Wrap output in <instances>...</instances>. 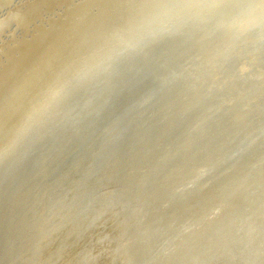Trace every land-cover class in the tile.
Listing matches in <instances>:
<instances>
[{"label": "rangeland", "instance_id": "374dc122", "mask_svg": "<svg viewBox=\"0 0 264 264\" xmlns=\"http://www.w3.org/2000/svg\"><path fill=\"white\" fill-rule=\"evenodd\" d=\"M80 1L0 13V146L51 82L68 83L0 152V264H264V25L207 39L186 25L77 79L93 57L56 69Z\"/></svg>", "mask_w": 264, "mask_h": 264}, {"label": "bare ground", "instance_id": "6f19581e", "mask_svg": "<svg viewBox=\"0 0 264 264\" xmlns=\"http://www.w3.org/2000/svg\"><path fill=\"white\" fill-rule=\"evenodd\" d=\"M12 1H14V0H12ZM12 1L9 2V4L7 3L5 5H2V3H1L0 4V13L5 8L9 7V5L12 3ZM54 1L57 2V1H63V0H54ZM250 2H251V0H205V3L208 5L207 7H205L204 9L199 11L198 13L189 14L186 17L189 18L190 20L184 21L185 20L184 19L183 20L184 22H181L180 24H178L176 27H174L173 29H171L169 32H167L164 35L172 34V33L176 32L177 30L182 29L185 26V29H182V32H183V30H186V28H187L186 25L193 26L194 28H196V27H198V28L201 27V29L203 28V30H201V32L203 31V35H202L203 39L210 38L211 35L213 36V35L220 34V33L224 34L228 31L231 32L233 35H237L252 25L264 24V0L258 1L254 5V7L245 6L246 3H250ZM59 3H58V5H59ZM145 3H146V0H82L80 2L75 3L74 5H72L70 7H68L65 10L66 19H65V21L63 20L64 21L62 24L63 28H62L61 35L59 36V38L62 41L61 43H63V49H64L63 50V58L57 64L56 72L57 73H58V71L61 72V71L65 70L66 68L70 70L69 66H71L73 63L74 64L78 63V62L81 63V61H82V63H84L83 62L84 58H89V57L92 58L96 54L101 53L102 51L110 48L111 47L110 37L112 36V34L116 30L124 28L127 25V23L129 22V20L139 11V9ZM48 4H50V2ZM50 5H52V4H50ZM62 5H64V4H62ZM214 5H217V6H214ZM56 6H55V8H56ZM241 7H247L248 8L249 13H250L249 19L251 18L250 24L248 26H246L245 28L238 29V30H234V28H230V27L225 26V24L223 22L228 20L229 18H231L233 15H235L241 9ZM47 8H48V5H47ZM51 8H52V6H51ZM49 9H47V10H49ZM223 12H225V15L221 17V15H223L222 14ZM55 14H56V12H55ZM219 17H221V18L216 19ZM62 18H64V17H62ZM194 28H193V30H194ZM43 30L44 29L42 28V31ZM191 30L192 29L190 27L189 33L191 32ZM37 32L39 35H41L40 33H42V32H40V30L39 31L37 30ZM179 32H180V36H183L184 32L183 33L181 31H179ZM53 33L54 32H52V34ZM177 33H176V35H177ZM189 33L187 31V35ZM164 35H162L160 37H163ZM178 36H179V34H178ZM40 37H38V38H40ZM27 38H28V36H27ZM159 38H157V39H159ZM189 39H190V36H189ZM27 40L28 39H26V41L20 43L18 46L16 45L15 47L23 49L26 45H28L27 42H29V41H27ZM156 40H154V41H156ZM36 41H37V39H36ZM163 43H164V41H163ZM37 44L38 45L40 44L39 41H37ZM37 44H36V46H37ZM151 47H153V44L151 45ZM147 48L149 49V46ZM24 49L26 50V51L25 50L24 51L28 54V48H24ZM153 49H155L157 51L158 48L156 49L153 47L152 50ZM33 50H35V49L33 48L32 51ZM17 52H15V54ZM139 52H136V53L138 54ZM11 53H12V50H11ZM11 53L9 52V54H11ZM143 53H141L139 55H142ZM14 55H12V56H14ZM17 55L18 54H16V56ZM23 55H24V53H23ZM149 55L147 56V54H146L147 57H149ZM151 56L154 57V56H157V54L156 55L152 54ZM91 58H89V59H91ZM144 58H145V56H144ZM20 59H22V58L20 57ZM8 60H9V58H8ZM11 60H13V58ZM11 60L9 62H12ZM86 60H88V59H86ZM5 62H4V64L7 65V62L6 63ZM25 62H26V60L24 61V63ZM64 64L67 66L66 67L64 66V68L61 69V66ZM68 64H70V65H68ZM78 64L76 66H78ZM8 65L10 67V64H8ZM79 65L81 66V64H79ZM124 65H127V64H124ZM76 66L74 65V70L76 69ZM59 67H60L61 71H60ZM17 68H20L19 64H18V67H16V70L13 69L14 72L15 71L17 72ZM6 69H8V68H6ZM1 71H3V69ZM66 72H68V71H66ZM66 72H65V74H66ZM69 72L71 73V71H69ZM69 72H68V75H70ZM9 73L11 75V72H9ZM54 75H56V74L54 73ZM10 77H12V76H10ZM6 80H7V78H6ZM2 83H4V82H2ZM3 87H4V84H3ZM8 95H6V96L8 97ZM24 95H26V93ZM10 96H12V95H10ZM15 97H19V96H15ZM20 97H21V95H20ZM13 98L14 97H12V99H11V97H10V99H11L10 101H12ZM19 98H18V100H19ZM22 99H25V98H22ZM3 100H8V99L3 98ZM14 102H15V99H14ZM20 102H21V100H20Z\"/></svg>", "mask_w": 264, "mask_h": 264}, {"label": "clouds", "instance_id": "9594fccd", "mask_svg": "<svg viewBox=\"0 0 264 264\" xmlns=\"http://www.w3.org/2000/svg\"><path fill=\"white\" fill-rule=\"evenodd\" d=\"M207 6L205 0H146L127 25L112 34L111 47L96 54L91 62L85 61L77 70L76 78L82 79L105 71L108 63L116 56L135 51L156 40L183 22L186 16L198 13ZM249 15L248 8L241 7L235 15L223 23L230 28L242 29L250 24ZM67 88V82L59 80L51 82L30 105L9 141L0 146V152L8 153L35 127L42 124L62 101Z\"/></svg>", "mask_w": 264, "mask_h": 264}, {"label": "water", "instance_id": "95a60500", "mask_svg": "<svg viewBox=\"0 0 264 264\" xmlns=\"http://www.w3.org/2000/svg\"><path fill=\"white\" fill-rule=\"evenodd\" d=\"M262 25H264V24H261V25H252V26L248 27L247 29H245L244 31L250 29L251 27H254V26H262ZM244 31H242V32H244ZM242 32H241V33H242ZM239 34H240V33H239Z\"/></svg>", "mask_w": 264, "mask_h": 264}]
</instances>
